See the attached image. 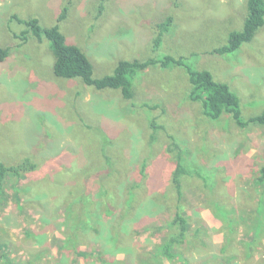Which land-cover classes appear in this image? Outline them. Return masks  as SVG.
<instances>
[{"label": "rangeland", "instance_id": "1", "mask_svg": "<svg viewBox=\"0 0 264 264\" xmlns=\"http://www.w3.org/2000/svg\"><path fill=\"white\" fill-rule=\"evenodd\" d=\"M100 1L0 0V46L9 49L0 63V161L39 165L6 182L0 264H157L176 201L169 136L212 177L182 181L189 232L179 258L165 264H264V187L255 184L264 127L204 118L187 98L182 68L139 73L130 101L57 78L48 41L29 33L21 40L26 27L12 17L49 28L68 6L61 32L85 53L95 78L123 59L184 57L229 84L244 120L264 110V27L236 54L213 58L205 52L242 27L245 0H105L97 17ZM168 16L173 26L152 54L155 25ZM153 119L163 129L151 142Z\"/></svg>", "mask_w": 264, "mask_h": 264}, {"label": "trees", "instance_id": "2", "mask_svg": "<svg viewBox=\"0 0 264 264\" xmlns=\"http://www.w3.org/2000/svg\"><path fill=\"white\" fill-rule=\"evenodd\" d=\"M104 1L99 3L100 11L97 13L99 17L104 8ZM68 6H64L56 19V24L49 28L42 27L36 18L21 19L14 15L12 21L24 25L26 30L22 33L21 40H27L29 33L37 41H48L50 51L54 58L53 74L57 78L65 80L78 79L82 84L94 90H117L126 101H130L134 97V79L139 73L145 72L150 68L170 69L182 68L188 78L189 92L187 98L193 103H198L201 108V114L210 121H219L224 116H229L235 125L240 129L250 125L264 127V110L253 117L244 120L240 107L239 97L232 91L229 84L217 81L212 73L208 70L195 68L193 64L186 61L184 57H173L164 55L161 58L150 57L145 60L123 59L117 61L113 72L100 78H95L93 74V65L85 55V53L75 44L67 43L66 37L61 32L60 24L65 21L68 16ZM103 8V9H102ZM245 18L241 28L231 30L228 33L227 40L224 44L214 47L205 52L206 55L213 58H223L236 54L243 45H249L253 42L259 31L264 27V0H245ZM174 23L173 16H168L164 21L155 25L154 35L151 39V53H155L161 46L166 33L172 28ZM9 49L0 46V63L4 62L8 57ZM151 142L155 140V133L159 129H163L162 125H158L156 120L151 122ZM171 140L168 146V153L174 157L175 167L171 173V184L173 192L176 195V201L171 205L173 211L169 221L166 223L169 233L164 240L156 247L157 257L156 263H161V256L167 260L179 258L176 250L185 243L189 232V220L186 215L181 213L180 203L184 197L182 181L187 178H198L201 182L206 183L212 174L201 166L194 159L190 150L181 145L173 136H169ZM39 165L30 158H24L21 163L7 166L0 161V205L5 201L6 182L10 177L20 180L23 175L34 173ZM258 176L255 184L264 187V162L259 167ZM83 200L80 199L79 204ZM179 207H178V206ZM81 206V205H79ZM83 206H81L82 208ZM80 208V207H79ZM114 217L116 212H109ZM79 215V214H78ZM82 215V213H81ZM130 217L127 213L126 218ZM131 219L134 218L132 217ZM75 230V229H74ZM71 236V235H69ZM257 240L254 238L252 242L246 246L255 245ZM0 248H2L0 246ZM154 260V259H153ZM129 264H134L133 260H128ZM108 264V263H104ZM110 264H119V262L110 261ZM125 264V263H124ZM144 264H151L144 261Z\"/></svg>", "mask_w": 264, "mask_h": 264}, {"label": "crops", "instance_id": "3", "mask_svg": "<svg viewBox=\"0 0 264 264\" xmlns=\"http://www.w3.org/2000/svg\"><path fill=\"white\" fill-rule=\"evenodd\" d=\"M119 259H120V258L118 257V259H117V260H119ZM161 259H162L163 261L161 260V263H160V264H162V263H163V264H165V263H166V261H167V259H165V258H162V257H161Z\"/></svg>", "mask_w": 264, "mask_h": 264}]
</instances>
